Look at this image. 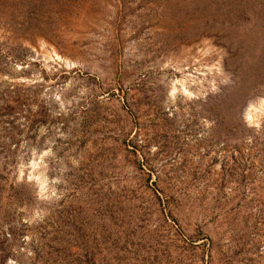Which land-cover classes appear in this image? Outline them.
<instances>
[{"label":"rangeland","instance_id":"rangeland-1","mask_svg":"<svg viewBox=\"0 0 264 264\" xmlns=\"http://www.w3.org/2000/svg\"><path fill=\"white\" fill-rule=\"evenodd\" d=\"M0 264H264V0H0Z\"/></svg>","mask_w":264,"mask_h":264},{"label":"bare ground","instance_id":"bare-ground-1","mask_svg":"<svg viewBox=\"0 0 264 264\" xmlns=\"http://www.w3.org/2000/svg\"><path fill=\"white\" fill-rule=\"evenodd\" d=\"M56 59H60V57H58L57 55H55Z\"/></svg>","mask_w":264,"mask_h":264}]
</instances>
